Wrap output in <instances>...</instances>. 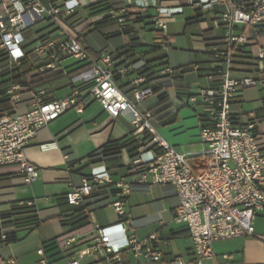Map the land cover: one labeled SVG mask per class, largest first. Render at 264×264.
I'll use <instances>...</instances> for the list:
<instances>
[{
  "label": "built area",
  "instance_id": "obj_1",
  "mask_svg": "<svg viewBox=\"0 0 264 264\" xmlns=\"http://www.w3.org/2000/svg\"><path fill=\"white\" fill-rule=\"evenodd\" d=\"M137 0L141 14L155 10L151 19L156 30L155 43L165 44L167 23L182 15L183 4L201 5L212 9L222 3L225 9L216 13L214 23L224 28L222 45L212 51V60L205 78L214 86L201 88L188 96L187 103L201 106L212 127L201 128L199 142L205 145L203 167L194 170L190 155L169 143L155 128L153 113L140 111L138 104L153 94L150 87L142 88L144 77L132 64L115 66L110 54L93 56L78 39L38 38L29 48L25 31L36 23L48 20L62 26L63 18L71 16L69 27L81 34L96 22L111 18L124 30L128 23L126 6L110 9L103 16H77L78 1L64 0L46 4L45 0H0V42L6 48L11 62L20 65L28 50L41 59L49 60L40 67L45 70H63L70 75L71 90L62 98H47L44 90L36 92L30 108L19 110L21 84L12 86L8 93L12 109L0 114V166H16L26 183L39 177V168L26 154L27 147L38 132L70 110L83 112L89 99L96 100L113 118L124 116L139 133L150 139L139 149V157L129 164V171L138 174L140 183L172 185L180 199L175 220L184 224L193 242L192 257L175 256L164 259L158 248L157 234L143 238L129 234L126 225V204L132 186L125 178L116 180L104 162L92 166L90 175L79 185L70 186L65 194L70 205L86 202L97 186L117 189L111 201L118 214L117 223L96 225L94 254L108 262L122 261V252L131 251L137 259L161 264H205L214 259L217 241L255 235V218L264 212V153L256 134V125L250 122L237 125L232 120V102L242 90L264 88V0ZM256 46L255 75H234L237 61L249 59L248 47ZM75 58L82 70L70 74L62 65L66 58ZM198 67V64L194 66ZM1 72V67H0ZM161 74H175L177 70L165 65ZM116 76L131 78L134 101L119 86ZM183 104L182 101H180ZM56 142L43 144L52 148ZM1 223V217H0ZM117 236V239L115 237ZM5 238V235L2 236ZM38 252L43 254V249ZM46 262V260H43ZM68 264H81L72 258ZM217 264V263H214Z\"/></svg>",
  "mask_w": 264,
  "mask_h": 264
},
{
  "label": "crops",
  "instance_id": "obj_2",
  "mask_svg": "<svg viewBox=\"0 0 264 264\" xmlns=\"http://www.w3.org/2000/svg\"><path fill=\"white\" fill-rule=\"evenodd\" d=\"M62 1L45 0V3L56 4ZM76 1L79 3L77 16L82 17L103 16L107 11L96 15H91L90 11L91 5L103 1H110L117 7L133 6L132 11L139 10L136 7L137 0ZM163 1L164 4L176 3L175 0ZM224 9L222 3H216L212 9H204L201 5H190L186 2L183 4L181 16L185 18L184 29L192 36L193 49L201 55V58L186 65L173 67L180 68L181 66L198 64L197 68L193 67V70L184 73L176 80V83L184 88V90L179 91L182 97L178 95L176 86L173 85L168 88L171 101L178 109V120L164 127L159 121L153 119L155 128H158L178 150L188 153L190 156H202L205 145L201 142H194L191 138V134L198 124L191 108L196 111L201 106L187 103V100L189 95L198 93L201 88L215 85L214 82L205 78V74L208 72L212 60L213 49L222 45L224 28L215 25L214 18L216 13ZM187 10L191 12H187ZM154 12L155 10L151 8L144 14L145 19L143 21L135 23L130 21L128 27H131L133 31L132 35L125 34L128 36L124 37V44L119 47L133 43L135 44L134 51L137 53L149 50L147 55L141 56V59L136 62L127 61L126 64H132L135 68L162 56H166L165 62L170 66L167 50L176 42V38L169 31V24L173 20L171 19L167 23V36L164 40V46L155 42L146 43L140 35L141 31L153 30L151 15ZM63 19L61 27L45 20L36 23L25 34L30 41L38 38L62 39L65 33L67 36H78L79 38L92 29L91 26L81 34H77L75 30L69 27L72 17L65 16ZM106 22L115 26L114 31H122L114 21L108 20ZM132 36L136 38L133 42ZM154 45L155 47L151 49ZM253 48L256 49V46L251 43L247 50ZM100 52L102 54L112 53L99 51L98 54ZM254 57L238 61L239 63L235 64L234 75H255L254 71L252 73L244 71L255 70ZM114 60L115 66H118L124 61V57H117ZM62 65L67 68L70 74L82 70L81 64H77V60L70 62V58L64 59ZM190 74H194L195 79L198 80L199 85L196 92L192 90L190 83H185V77ZM69 77L70 75H66L39 86L30 85L23 89L18 109L30 108L36 92L40 90H44L47 98L66 96L71 90ZM131 79H126L127 81L124 83L118 79V84L134 101L133 94L130 92L133 88ZM259 88L260 92L257 87L243 89L236 100L232 102L231 110L237 125L255 123L256 134L264 153V117L261 118L264 116V88ZM251 89L257 90V95L253 99L247 96ZM154 95L157 97L153 93L146 99ZM247 100H250L252 104L250 109L245 110L244 105ZM144 101L138 104L140 111L150 110L158 103V97L151 107L141 105ZM12 107L10 99L1 102L0 114L11 110ZM183 125L185 129H182ZM136 129L137 127L127 118L124 116L111 117L96 100L90 98L83 112L70 110L61 115L41 129L27 147L28 158L39 168V177L36 180L26 183L18 167L0 166V213L18 203L33 207L35 215L39 219L37 225H28L20 229L18 239L15 242L11 244L0 243V264H66L72 258L79 260L81 264H161L160 262H149L146 259H137L131 251L126 250L122 252V261L120 262H108L100 254L92 252V246L96 241V225L108 226L117 223L119 220L117 212L111 205V201L115 198L113 193L105 199L88 198L85 202L88 208V223L78 228L72 226L70 216L73 211L65 200V194L70 186L81 184L90 175L92 166L100 163L90 161L88 159L89 154L110 139L132 136L141 138L144 134L147 135L145 132H137ZM50 142H56L57 145L52 148L42 146ZM122 161L124 167L117 170L119 173L113 177L116 180L125 178L132 186L128 196L129 211L126 217L129 234L136 238H143L153 233L157 234L159 240L157 246L163 252L164 259H172L175 256L192 257L193 242L189 231L184 224L175 220V211L180 203L175 188L169 184H153L150 180L147 183H140L138 174L129 171V164L132 160L125 150L122 153ZM201 164L203 165V163ZM254 225V236L215 242L214 252L216 256L214 259L208 260L209 264H264V212L255 218ZM39 249H43V254L38 252Z\"/></svg>",
  "mask_w": 264,
  "mask_h": 264
},
{
  "label": "trees",
  "instance_id": "obj_3",
  "mask_svg": "<svg viewBox=\"0 0 264 264\" xmlns=\"http://www.w3.org/2000/svg\"><path fill=\"white\" fill-rule=\"evenodd\" d=\"M58 1V0H53ZM64 1V0H63ZM124 6V5H123ZM122 7V6H119ZM119 7L115 6L110 1H103L90 6L91 15H96L105 11H108L112 8L118 9ZM127 8V18L128 23L132 22H141L145 19V15L141 14L139 10H133L134 7L126 5ZM111 18H104L95 24L104 23ZM115 22V21H114ZM116 23V22H115ZM127 26L123 31L125 34L132 35L131 27ZM31 27H29L25 32H27ZM136 38L132 36V42ZM35 41V40H34ZM34 41H30L25 48H29ZM155 47L152 46L151 49ZM135 44L130 43L126 46L119 48L117 51L110 53V55L116 59L117 57H124V61L119 65L126 64L127 61L131 60L136 62L141 59V56H145L149 53V50L142 52L134 51ZM151 51V50H150ZM101 53V52H100ZM166 56L147 61L143 66L136 68V71H140V75L144 77V82L141 84L142 88L150 87L152 92L157 95L158 103L153 106L150 111L153 113V117L156 121H159L163 126L172 124L178 120V109L175 108L173 102L171 101L168 88L171 86H176L178 92L184 88H181L176 83L184 73H187L193 70L194 66H181L180 68H175L177 72L175 74H161V69L167 65L165 62ZM49 60L41 59L35 53L28 50L27 55L22 59V63L17 65L9 59V54L6 51V48L1 45L0 42V103L10 99L9 94L7 93L8 89L16 84H21V91L28 86H39L45 82L52 81L56 78L66 76L63 70H45L40 72V67ZM239 63L238 61L236 64ZM239 66V65H238ZM236 68H234L235 71ZM248 73H252L255 70H244ZM120 80H126L116 76L118 82ZM130 83V82H128ZM127 83V84H128ZM132 92V91H130ZM125 93H127L125 91ZM179 96L182 97V94L179 92ZM185 95V94H184ZM188 95V94H187ZM262 116L261 118H263ZM260 118V117H259ZM200 127H212V123L209 118L204 114H199ZM233 123L237 124L235 118L232 116ZM150 139V136L143 135L139 138L136 136L125 137L122 139H110L103 146L96 149L89 154L88 159L92 162H104L111 175H117L120 168L124 167L122 161L123 151H127L131 160H135L139 157V149L145 145V143ZM189 161L194 167V170H199L203 167L201 163L206 161V156H190ZM113 171V172H112ZM117 189L110 186H97L92 194L88 197H98V199H105L113 193L116 194ZM87 198V199H88ZM66 200V198H65ZM87 201V200H86ZM68 204V202L66 201ZM73 214H71L70 221H72V226L74 228L81 227L88 223V208L85 203L80 205H70ZM1 223H0V243L11 244L18 239V232L24 226L28 225H37L39 219L35 215V209L27 205H19L18 203L13 204L10 209L0 213ZM5 235V238L2 236Z\"/></svg>",
  "mask_w": 264,
  "mask_h": 264
},
{
  "label": "rangeland",
  "instance_id": "obj_4",
  "mask_svg": "<svg viewBox=\"0 0 264 264\" xmlns=\"http://www.w3.org/2000/svg\"><path fill=\"white\" fill-rule=\"evenodd\" d=\"M187 12H191V11L187 10ZM172 20L173 21L169 24V31L171 35H173L176 38V42H174L167 50L169 56L168 57L169 65L171 67H176L179 65H186L188 63H192L196 60H199V58H201V55L197 53L195 49H193L194 41L192 40V36L187 32H185L184 28L186 23L184 16L180 15ZM114 29L115 26L112 23L108 24L107 22H105V23L94 24L90 31L86 32L84 35L79 36L78 39L79 42L84 47H86L93 56H96L99 51H104L105 53L112 52L115 51L120 46H122L124 44V37L128 36L125 35V33H123L122 31L117 32V30L114 31ZM140 35L144 42L151 44L155 42L156 30L153 28V30L141 31ZM260 43L264 46V38L261 40ZM248 52H249V57L256 55V49L254 48L248 50ZM71 61L74 62L76 61V59L71 57L70 62ZM126 81L127 80H122L123 83ZM185 83H190L192 90L195 92L197 91L199 84H198V80L195 79L194 74H190L186 76ZM257 88L259 91L260 88L259 87ZM256 91H257L256 89H251V92H249L247 96L253 99L257 95ZM156 101H157V97L154 95L146 99L141 105L151 107L152 105L155 104ZM251 104L252 102L250 100H247L244 105L245 110L250 109ZM191 109H192V114L195 116L194 118L198 120V124L196 125V128H194L193 130L194 132H192L191 138L194 142L196 141L199 142V133H200L199 114L203 112L201 107H199L198 110L196 111L193 110V108ZM182 129H185L184 125L182 126ZM158 132L165 138V136L161 133L159 129ZM169 143L171 142L169 141ZM126 210L127 212L129 211L128 201L126 204ZM204 263L209 264V261L205 260ZM66 264H68V261Z\"/></svg>",
  "mask_w": 264,
  "mask_h": 264
}]
</instances>
